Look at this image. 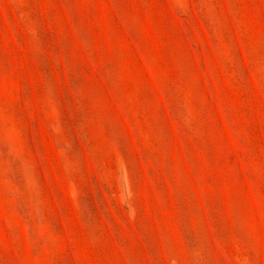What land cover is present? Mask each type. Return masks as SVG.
I'll return each mask as SVG.
<instances>
[{
    "label": "rangeland",
    "instance_id": "1",
    "mask_svg": "<svg viewBox=\"0 0 264 264\" xmlns=\"http://www.w3.org/2000/svg\"><path fill=\"white\" fill-rule=\"evenodd\" d=\"M0 264H264V0H0Z\"/></svg>",
    "mask_w": 264,
    "mask_h": 264
}]
</instances>
